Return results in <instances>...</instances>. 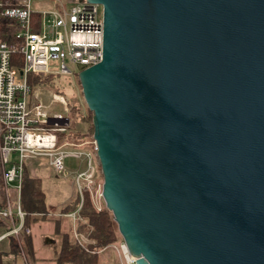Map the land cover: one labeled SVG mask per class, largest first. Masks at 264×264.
<instances>
[{"label":"water","instance_id":"obj_1","mask_svg":"<svg viewBox=\"0 0 264 264\" xmlns=\"http://www.w3.org/2000/svg\"><path fill=\"white\" fill-rule=\"evenodd\" d=\"M77 74L101 197L135 264H264V0H84Z\"/></svg>","mask_w":264,"mask_h":264},{"label":"built area","instance_id":"obj_2","mask_svg":"<svg viewBox=\"0 0 264 264\" xmlns=\"http://www.w3.org/2000/svg\"><path fill=\"white\" fill-rule=\"evenodd\" d=\"M47 1L56 4L54 9L39 8ZM0 22V243L15 242L26 264L21 248L23 237L30 235L21 200L24 162L45 157L57 176L72 180L80 200L84 190L91 196L96 188L94 141V152L82 149L87 142H59L69 120L51 108L53 103L66 107V101L38 85L35 76L71 74L66 62L79 71L97 63L102 55V9L84 0H0ZM69 158L80 162L76 170L65 166ZM73 235L81 244H93L80 233ZM110 247L119 264H135L123 241Z\"/></svg>","mask_w":264,"mask_h":264},{"label":"trees","instance_id":"obj_3","mask_svg":"<svg viewBox=\"0 0 264 264\" xmlns=\"http://www.w3.org/2000/svg\"><path fill=\"white\" fill-rule=\"evenodd\" d=\"M3 22H0V26ZM4 24V23H3ZM7 34H12V30H7ZM38 85L51 89L53 93L62 95V90L56 85L55 77L52 75L38 74ZM36 78H32L35 80ZM35 83V82H32ZM79 85V82H77ZM69 126L66 133L59 134V142L67 140L71 143H83L92 136L93 127L91 124V113L84 107L78 105L69 108ZM80 125L84 128L79 127ZM87 149V148H85ZM97 159V158H96ZM97 177H101L98 165ZM22 209L26 212L24 226L32 232V226L38 221L48 220V210L45 204V195L40 189V183L30 177L24 171L22 192ZM60 218L68 220V227L65 231L60 229V218H55V233L60 237L55 253V264H119L115 251L110 245L122 242L118 234L117 226L112 219V215L104 206L100 210L94 207L90 194L83 191L82 200L79 196L68 202L60 209ZM74 214V220L65 215ZM64 215V216H63ZM83 234L93 244H81L73 233ZM31 234L23 237V243L31 253ZM53 239L51 240L52 243ZM11 249L16 252L17 245L11 243ZM31 255V254H30ZM1 260V253H0ZM1 264V261H0Z\"/></svg>","mask_w":264,"mask_h":264},{"label":"rangeland","instance_id":"obj_4","mask_svg":"<svg viewBox=\"0 0 264 264\" xmlns=\"http://www.w3.org/2000/svg\"><path fill=\"white\" fill-rule=\"evenodd\" d=\"M56 4L53 1L42 2L39 4L40 9L48 10L54 9ZM67 66L71 70V74H60L55 77L56 85L61 88L62 96L66 101V107H63L57 103H53L51 110L61 112L65 117H68L69 108L72 106H84L82 101V96L80 92V86L77 85L78 79V67L75 65H71L66 62ZM56 65V64H53ZM51 90V89H50ZM53 93V91H51ZM44 103H48L47 98L43 97ZM85 107V106H84ZM79 127L84 128V126L80 125ZM86 147L87 150L93 151V144H92V136L87 139ZM94 152V151H93ZM65 166L67 169L76 170L79 166V161L74 159H66ZM93 164L96 166L97 174H98V160L96 159L95 153L93 154ZM48 160L45 157H36L33 159H28L24 162V169L29 176H32L34 179L39 181L40 189L44 192L45 195V204L46 206H50L48 210L50 211L48 216H59L58 207L66 205L68 202L73 200L77 194L76 188L74 183L70 178L63 179L55 174V172L49 168ZM101 174V173H100ZM102 178L98 177L96 179V188L92 189V199L96 202L97 206L101 207L104 206V202L102 198L99 196L101 189ZM90 196V197H91ZM91 199V200H92ZM59 211V212H58ZM56 212V214L52 213ZM58 212V213H57ZM64 216V215H63ZM56 217H49L48 220L45 221H38L36 224L32 226V233L34 242L37 245V252H34V258H30V254L28 249L21 240V248L24 253V258L26 264H55V253L54 251L57 249L60 240L59 236L55 233V223L54 221ZM71 221L73 220L72 217L69 218ZM68 220L60 218V229L65 231L68 227ZM3 231L0 230V234ZM31 234V230H30ZM83 235V234H82ZM32 236V235H31ZM74 236V235H73ZM84 236V235H83ZM75 238V237H74ZM53 239L52 243L51 240ZM8 241H3L0 243V247L4 244H7ZM120 242L115 243L116 245L120 244ZM1 249V248H0ZM18 250V246L16 248ZM20 251V250H19ZM28 251V255H27ZM18 253V252H17ZM17 264H25L22 257L17 254L16 257ZM118 259V258H117Z\"/></svg>","mask_w":264,"mask_h":264},{"label":"crops","instance_id":"obj_5","mask_svg":"<svg viewBox=\"0 0 264 264\" xmlns=\"http://www.w3.org/2000/svg\"><path fill=\"white\" fill-rule=\"evenodd\" d=\"M85 147L86 146L84 145L82 149H85ZM30 177H32V176H30ZM62 207H64V206L58 207V209H56V211L57 210L60 211V209ZM48 208H50V206H47V210H48ZM48 212H50V211L48 210ZM52 213L56 214V212H52ZM59 216H60V214H59ZM54 217H56V216H54ZM32 232H31V235L32 236H31V239H30V241H31V253L29 252V254H31L30 255V258L32 257V260H33V258H34V252H37V245L34 242V238H33V233ZM10 244L11 243L8 242L7 244H4L2 247H0L1 248L0 249V253H1V260L0 261H1V264H17L15 257H16L17 254H19V252L17 253L18 250L16 252H14L12 250L13 248L11 249V245ZM27 255H28V251H27Z\"/></svg>","mask_w":264,"mask_h":264}]
</instances>
